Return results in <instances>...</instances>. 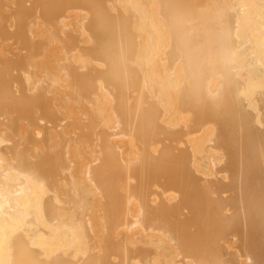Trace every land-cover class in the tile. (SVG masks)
<instances>
[{"label":"bare ground","instance_id":"6f19581e","mask_svg":"<svg viewBox=\"0 0 264 264\" xmlns=\"http://www.w3.org/2000/svg\"><path fill=\"white\" fill-rule=\"evenodd\" d=\"M50 1L31 24L57 17L67 84L46 68L56 49L37 82L26 73L29 89L5 79L13 66L0 75V106L7 97L14 114L0 111V264H150L163 243L151 230L194 264H264V0ZM55 84L69 86L57 96L66 116ZM24 114L31 148L18 139ZM130 207L147 235L138 244L127 222L114 231Z\"/></svg>","mask_w":264,"mask_h":264},{"label":"rangeland","instance_id":"374dc122","mask_svg":"<svg viewBox=\"0 0 264 264\" xmlns=\"http://www.w3.org/2000/svg\"><path fill=\"white\" fill-rule=\"evenodd\" d=\"M4 1V2H3ZM34 1V2H33ZM40 1V0H39ZM35 1V0H28V1H26V0H21L20 1V3H18V4H16L17 2H19V1H17V0H0V28H2L3 30H1L0 31V57L1 56H3V60L5 59V61L7 62V64H8V66L6 65V63H5V61L4 62H1L0 63V71H1V69H2V71L0 72L1 74L0 75H2V72H3V76L6 74H4V72H8L9 70H10V66H13V74H11V72H8L9 73V75L8 76H10V77H7L6 76V80L7 81H13V77L14 76H17L18 77V79L20 78V77H22V78H20L19 79V81H21V82H23L24 80V76H26L27 74L30 76H32L33 77V79H34V81H36V80H38L40 77H41V75H42V70H39V68L38 67H40V65H42V63H45V61L44 62H41V61H43V60H45V58H46V56H49L50 55V50H53V49H56L57 51H58V53H56V55L55 56H53L51 59V61H52V63H51V61H49V62H47L46 64H48L47 66H46V68H49V69H52L51 67H52V64H54L53 66L55 67V69H54V67H53V69H54V71L53 72H57L58 74H53V75H55L56 77H58L59 79L61 78V76L63 77L66 73L65 72H62V70L60 69V68H63V65H65V60H63V55H61V53L63 54V51H61V50H63V48H62V44L61 43H63V39H62V42H61V38H60V36H62L63 34H62V32H63V29L61 30V29H59L58 31L59 32H57L56 31V29L52 26V24L51 23H53V25H55V27H57L58 25L54 22V21H52V20H54V19H52V18H56L57 19V17H55V16H51V18L49 19V23H47V24H43V22H41V23H39V25H40V30L37 28V27H39V26H37V24H38V22H40L42 19H38V18H40V17H42L43 16V12H42V16H39V13H41V11H44L43 9H45V11H50V9L49 8H44L43 7V5H42V2L44 1V0H42V1ZM13 2H15V3H13ZM29 2V3H28ZM35 2H37V3H35ZM50 2H55V0H51ZM1 3H3V4H1ZM28 3V4H27ZM41 3V4H40ZM62 3V1L61 2H58V3H54V7L55 6H57L56 8H55V14H57L56 16H58L59 18V21L60 20H62L63 21V12H61L60 10H62V9H60V8H58V7H63V4H61ZM8 5V6H6V8L7 9H5V5ZM13 4H15V5H13ZM25 4V5H24ZM30 4V5H29ZM33 4H34V6H33ZM44 4V3H43ZM13 5V6H12ZM19 5H21V6H19ZM23 5V6H22ZM2 6H4L3 8H2ZM15 6V7H14ZM27 6V7H26ZM33 6V7H32ZM18 8L19 7V9L18 10H16L15 8ZM23 7H25L26 8V12L25 11H20ZM28 7H30V9H32L31 11H29L30 9L28 8ZM37 7V11H35L36 8ZM52 7V8H51ZM50 8H51V12H52V10L54 9L53 8V6H51ZM11 8H13V9H11ZM25 8H23L24 10H25ZM29 10H28V9ZM58 8V9H57ZM11 11H10V10ZM15 9V10H14ZM3 11V12H2ZM9 11V13L8 14H6L7 12ZM20 11V12H19ZM33 11V13L31 14V12ZM19 12V13H18ZM23 12V13H22ZM51 12H49V13H51ZM52 12V13H53ZM1 13H5V14H1ZM22 13V14H21ZM26 13V14H25ZM20 14H21V17H19L20 16ZM25 14V15H24ZM30 14V15H29ZM33 14H36V16L35 15H33ZM38 14V15H37ZM10 15V16H9ZM19 15V16H18ZM27 15H29V19L26 17ZM33 15V16H32ZM51 15V14H50ZM54 15V14H53ZM2 16V17H1ZM13 16H15V19H12V18H14ZM22 16H23V18H22ZM22 18V19H20L19 20V18ZM32 17V18H31ZM35 17V18H34ZM38 17V18H37ZM17 18V19H16ZM35 19V21H38L37 23L35 22V21H33V23L34 24H31L32 23V20L31 19ZM4 19V20H3ZM8 19H9V21H11L12 20V22H9L8 21ZM52 19V20H51ZM13 20H14V22H13ZM16 20V21H15ZM6 21H7V23L8 24H11V25H9V27H8V24L6 23ZM20 21V22H19ZM24 21V22H23ZM31 21V22H30ZM23 24H22V23ZM30 22V23H29ZM21 23V24H20ZM25 23V24H24ZM26 23H29L28 25L26 24ZM55 23V24H54ZM60 23H62L61 21H60ZM59 23V24H60ZM18 24H20V25H18ZM13 25V26H12ZM47 25H49V27L47 26ZM60 25H63V23L62 24H60ZM7 26V27H6ZM10 26H12V27H10ZM21 26H22V28H21ZM24 26V27H23ZM26 26H29V27H27V28H25ZM32 26H37L36 28H34V27H32ZM17 27V28H16ZM31 27V28H30ZM50 27H53V28H50ZM8 28V29H7ZM24 28H25V30H27L28 28V31H25L24 30ZM57 28H60V26H58ZM61 28H63V27H61ZM13 29V30H12ZM14 29H15V31H14ZM16 29H18V30H16ZM4 30H6V31H4ZM10 30H12V31H10ZM22 31V32H21ZM32 31V32H31ZM61 31V32H60ZM16 32V33H15ZM21 32V33H20ZM25 32V33H24ZM40 32V33H39ZM3 33H5L4 35H3ZM10 33H12L14 36H12V35H10ZM18 33H20L19 35H18ZM30 33H32V34H30ZM38 33H39V35H38ZM53 33V34H52ZM27 34V35H26ZM28 34H30V35H28ZM55 34V35H54ZM62 34V35H61ZM25 35V36H24ZM37 35V36H36ZM4 36V37H3ZM8 36V37H7ZM29 36V37H28ZM34 36H36L35 38H34ZM46 36H48L47 38H49V39H47L46 38ZM53 37L52 38V40L54 41H52L51 40V37ZM3 37V38H2ZM13 39H12V38ZM18 37V38H17ZM23 37V38H22ZM43 37H45V38H43ZM56 37V40L54 39ZM6 38L7 39H10L11 38V42H10V40H7V41H5L6 40ZM37 38V39H36ZM39 38H41V40L39 41ZM2 39H4V41L2 40ZM14 39H15V41H14ZM17 39V40H16ZM34 39V40H33ZM43 39V40H42ZM60 39V40H59ZM3 41V44H2V41ZM25 40V41H24ZM36 40H37V42H36ZM44 40H46L47 42H45V45H44V43H43V41ZM19 41V42H18ZM24 41V43H23V45L21 44V42H23ZM39 41V42H38ZM61 42V43H59V42ZM9 42V43H8ZM14 42V43H13ZM34 42H36V44H38V43H42V44H38V46L34 43ZM58 42V43H57ZM21 44V45H19V44ZM26 43H28V46L27 45H25ZM48 43V44H47ZM17 44V45H16ZM4 45H6V46H4ZM11 45V46H10ZM12 45H14V47H13V50H16L15 52L12 50ZM50 45V46H49ZM24 47V48H21V47ZM25 46H26V48H25ZM45 48H44V47ZM6 47V48H5ZM28 47H30V48H35L36 49V51H34L35 49H29ZM41 47H43V48H41ZM19 48V49H18ZM40 48V49H39ZM62 48V49H61ZM17 49L19 50L18 52H17ZM25 49V50H24ZM38 49V50H37ZM49 49V50H48ZM4 51H6V52H4ZM9 51H11V54L14 56L15 54V58L17 57V59H15V61H14V59H13V56L12 55H10V53H9ZM24 51V52H23ZM28 51V52H27ZM32 51H34V52H32ZM37 52H39V57H36L37 55H35V54H37ZM29 53V54H28ZM30 53H32V56H33V58H31V55H30ZM33 53H34V55H33ZM25 54L27 55V56H25ZM9 56V57H8ZM59 56V60L56 58V57H58ZM42 57H43V59H42ZM55 57V58H54ZM62 57V58H61ZM13 60H12V59ZM36 58H39V59H36ZM1 59V58H0ZM1 59V60H2ZM8 61H7V60ZM34 59H36L35 61H34ZM20 60H22V61H20ZM53 60H55L54 62H53ZM13 61L14 62H16V63H13ZM17 61H20L19 63L17 62ZM58 61V62H57ZM22 62V63H21ZM26 63V64H23V63ZM35 62V63H34ZM41 62V63H40ZM38 63V64H37ZM58 63V64H57ZM5 64V65H4ZM2 65H4V66H2ZM10 65V66H9ZM19 67H23V66H25L24 67V69L22 68V70H19V69H17L18 68V66ZM37 65H39V66H37ZM44 65V64H43ZM43 65H42V67H43ZM60 65V66H59ZM5 66H7L8 68H5ZM50 66V67H49ZM60 68H59V67ZM38 69H37V68ZM27 68H28V70H27ZM36 68V69H35ZM44 68H45V65H44ZM57 68H59V71H57L58 69ZM3 69H6V70H8V71H4ZM31 69V70H30ZM41 69V68H40ZM20 71L19 73H18V71ZM40 72H39V71ZM56 70V71H55ZM24 72V73H22V72ZM16 74H15V73ZM40 73L39 75H38V73ZM51 73H52V71H50ZM62 72V73H61ZM27 73V74H26ZM34 73H37V74H34ZM60 73V74H59ZM11 74V75H10ZM18 74H21V75H23V76H20V75H18ZM61 74H63V75H61ZM37 75V76H36ZM30 76V77H31ZM60 76V77H59ZM27 78H28V76H27ZM26 78V80L28 81H33V79H31L30 80V78L29 79H27ZM38 78V79H37ZM58 78H56L57 80H59ZM36 79V80H35ZM63 78H61L59 81H60V83H58V84H61V85H65V84H67L66 82H65V80L63 81L62 80ZM1 80H3V79H1ZM26 80H25V82H26ZM26 82V85L28 84V83H30V82ZM25 82H23V84L25 85ZM37 82V81H36ZM63 82H65V84L63 83ZM12 84H13V82H11ZM63 83V84H62ZM31 84H34L35 85V83H33V82H31ZM58 84H55L54 86H56V85H58ZM36 85H37V83H36ZM36 85L35 86H33V87H36ZM32 86V85H31ZM54 86H50V88L51 87H54ZM12 87L13 88H15V87H17L16 89H14V90H16L17 91V89L19 88L20 89V87H18V86H9V88H11L12 89ZM27 87V88H26ZM24 86V88L25 89H29V87H30V85H27V86ZM66 86H64L63 88H62V86H60V85H58V86H56V87H54L55 88V91H54V88H51V89H48L49 91H48V93H52L53 91L55 92V93H57V94H55V98H56V101H57V103H54V107H56V108H54V113L55 112H57L56 113V115H59V114H62V115H67V113H68V111L69 110H67L66 108L70 105V101H68V100H65V95H66V92L67 91H69V90H65L64 88H65ZM62 88V89H61ZM69 89V86L68 87H66V89ZM22 89V88H21ZM64 89V90H63ZM51 90V91H50ZM53 90V91H52ZM62 90H63V92L65 91V94H64V97L62 98L60 95H59V97H57L58 96V93L59 94H61L62 93ZM15 91V92H16ZM61 91V92H60ZM15 92H13V94L15 93ZM53 92V93H54ZM5 95V94H4ZM10 95V94H9ZM6 96V95H5ZM13 96V95H12ZM12 96H10V97H12ZM91 98H95L96 96L93 94V95H91L90 96ZM60 98H62V101L61 102H59L58 103V101L60 100ZM10 99H12V98H10ZM5 100H7V102H8V98L6 97L5 98ZM6 102V104L4 103L3 105H2V107L0 108V111H4L5 113H7L9 116H12V115H14L13 113H12V111L10 110L11 109V103H7ZM69 102V104H67ZM7 105H8V107H7ZM31 105V104H30ZM29 105V107L32 109L33 107H34V105H31L30 106ZM10 111H9V110ZM8 112H10V113H8ZM64 113V114H63ZM11 114V115H10ZM27 115H29V114H27ZM35 115H39V114H35ZM65 116H63V117H65ZM84 116V115H83ZM83 116H81V118L79 119L80 121H78L77 120V125H79V122H80V125H84L85 124V117H83ZM23 117H25L24 119H23V121H22V123L24 122L25 123V121H27V120H29L28 122H26L25 124L23 123L22 125H20L19 124V122H18V124L20 125V129H21V131L19 130V135H18V139H20V143H26L27 142V145L26 146H28L27 148H31L33 145L32 144H30L29 142H28V136L27 135H29V133H30V131H31V129H32V125H33V127H34V125L35 124H32L31 125V123H34V121L32 122V118H31V120H30V117L29 116H27L28 117V119H27V117H26V114H24V116H21V118H23ZM59 117H60V115H59ZM26 119V120H25ZM10 120V119H9ZM8 120V121H9ZM41 120H45V119H41ZM46 121V120H45ZM45 121H42V123H44V124H48V122L46 123ZM61 121V120H60ZM59 121V122H60ZM81 121H82V124H81ZM39 123H40V121H38ZM58 122V123H59ZM26 124H28L27 126H26ZM29 125H31V126H29ZM49 125V124H48ZM22 126V127H21ZM23 127L25 128V129H23ZM30 127V131H29V133L27 134V129ZM27 128V129H26ZM35 128V127H34ZM33 128V129H34ZM37 129H39L38 127H37ZM24 130H26L25 132H24ZM22 132V133H21ZM23 132L24 133H26V134H24L23 135ZM21 134L24 136L23 137V139H22V137H21ZM25 135H26V137H25ZM94 135V134H93ZM19 136L21 137V138H19ZM25 138V139H24ZM22 139V140H21ZM85 146V145H84ZM84 146H82L81 148H82V150L80 151V150H78V152H84L83 150H84ZM85 150H87V148L85 149ZM85 153H86V155H88V154H90L88 151H85ZM82 154V153H81ZM83 155V154H82ZM73 157V156H72ZM124 184V183H123ZM124 186H126V185H122V187H120V186H118V188L120 187V189H124ZM155 187H159V186H155ZM159 188H161L162 189V192L159 190ZM158 189L156 188V190H159V191H155V189H153V187H151L150 189H149V194L150 195H154V197H156L155 195H156V193L158 194V192H159V194H161V193H163V192H165L166 190H167V188L168 189H170V187L167 185L166 187H164L165 188V190H164V188L163 187H159ZM180 187H175V190H178ZM119 189V190H120ZM123 189H122V191H123ZM152 189V190H151ZM154 190V191H153ZM164 190V191H163ZM179 190H181V191H183L182 190V188H180ZM150 192H152V193H150ZM127 197L128 196H126L125 197V199H127ZM131 199H129V200H127L125 203H124V199H123V201H122V204H124V205H126V203L128 204L129 203V205L132 203V202H135V203H133L132 205L133 206H139V202H138V200L136 199L135 201H133V200H131ZM129 201V202H128ZM122 204H119V207H120V205H122ZM132 205H130V206H132ZM132 206V207H133ZM117 206H113V209H115ZM123 207H125V206H123ZM131 208V207H130ZM129 208V209H130ZM137 208V207H136ZM124 208H120L119 210H117V211H120V213L121 212H123V211H125V210H123ZM115 212V210H114V214L115 215H113L114 216V219L115 218H117L118 217V213L119 212ZM127 211V212H126ZM125 212H123V213H121L120 215H119V218H121L122 216L124 217V220H119V221H121L120 222V224H119V222H118V220H116V224H115V226L118 224V227L120 228H118V227H116L115 229H114V231H115V233H117V234H119V232L121 233V234H127L128 232L130 233L131 231H135V232H137L138 234L139 233H141L142 231H143V228H141V225L142 224H139V220H137V218L135 217L137 214L134 212V215L132 216V208H131V210L130 211H128V210H126ZM117 213V214H116ZM125 213V214H124ZM123 214V215H122ZM116 215H117V217H116ZM121 216V217H120ZM188 215H186L185 214V216L184 217H187ZM118 218V219H119ZM174 218H176L177 219V221H179V220H181L182 218H178V217H176V216H174ZM102 219V218H101ZM168 219H171V218H169L168 217ZM118 222V223H117ZM124 222V223H123ZM127 222V223H126ZM123 223V224H122ZM125 223H126V226H127V228L125 227V230H127L128 232H126L125 230H122V228H124V226H125ZM141 223V222H140ZM119 225H121V226H119ZM124 225V226H123ZM130 226V228H129V226ZM179 225V224H178ZM122 227V228H121ZM140 227V228H139ZM114 228V227H113ZM118 228V229H117ZM122 232H124V233H122ZM113 231V230H112ZM126 232V233H125ZM147 235H149V237H157L158 239H161V240H163V243L162 242H159V241H157L156 243L154 242V245L155 246H153L151 249H153L152 251H150L151 252V254H149V257L150 258H152V259H150L149 261L150 262H152V263H150V264H155L157 261H155V258L154 257H158L156 260H159V262H157V264H163V262H164V264H165V262L166 261H164V260H167L169 263L168 264H172L171 262L173 261L174 262V260H178V261H176V263L177 264H179V262H184L185 264L189 261V263H187V264H194L193 262V255H191V256H187V257H185L184 258V256L182 255V254H179V253H175V255L173 254L172 255V250H171V247H170V243L168 242V240L167 239H165V237L164 236H162L160 233H158L156 230H151L150 232H148V234ZM146 235V236H147ZM159 235H161V236H159ZM138 236V235H137ZM145 236V233H141V234H139V237L138 238H140V239H138L137 241V244L140 242V241H143V240H145V238L144 237H146ZM140 240V241H139ZM166 244H165V243ZM222 242V241H221ZM158 243H160L161 245H163V247L161 248L162 249V251H160V250H157L156 251V248L158 247V246H160ZM158 244V245H157ZM131 246V245H130ZM154 247H156V248H154ZM132 248V247H131ZM138 248V247H137ZM158 249V248H157ZM165 249V250H164ZM158 252H160V253H158ZM162 253V254H161ZM179 255H181V256H179ZM141 256V255H140ZM159 256H160V258H159ZM178 256V257H177ZM237 256H238V258H239V253H237ZM180 257V258H179ZM191 257V258H190ZM141 258V257H140ZM149 259V258H148ZM162 259V260H161ZM164 259V260H163ZM172 259V260H171ZM193 262H192V261ZM221 260H223V259H221ZM220 260V261H221ZM148 261V262H149ZM161 261H162V263H161ZM171 261V262H170ZM186 261V262H185ZM239 261L241 262H243L244 261V259H242V260H240L239 259ZM242 262H241V264H242ZM217 264H229V263H222V262H220V263H217ZM234 264H236V263H234Z\"/></svg>","mask_w":264,"mask_h":264}]
</instances>
